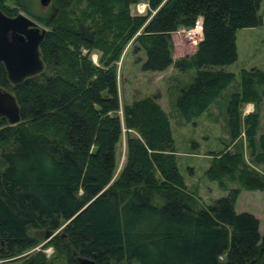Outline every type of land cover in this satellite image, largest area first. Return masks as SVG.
<instances>
[{
	"label": "trees",
	"instance_id": "1",
	"mask_svg": "<svg viewBox=\"0 0 264 264\" xmlns=\"http://www.w3.org/2000/svg\"><path fill=\"white\" fill-rule=\"evenodd\" d=\"M8 1L0 0L6 14L21 9L47 30L40 72L11 83L0 61V86L20 113L14 124L0 117V264H79L77 256L94 264H264L259 219L234 209L240 187L201 205L179 170L159 96L124 103L120 115L117 84L121 53L134 39L144 70L194 68L174 97L182 118L194 120L236 78L222 65L237 59V29L263 23L261 0H146L143 13L131 11L139 0H51L42 13L33 0ZM198 16L202 38L193 53L173 58L171 33ZM238 82L226 103L228 133L235 140L243 131L263 170L225 148L211 153L205 174L222 188L236 181L264 190V69L241 68ZM244 102L254 109L242 116ZM32 231L56 232L45 244L50 256L26 252L40 242Z\"/></svg>",
	"mask_w": 264,
	"mask_h": 264
},
{
	"label": "rangeland",
	"instance_id": "2",
	"mask_svg": "<svg viewBox=\"0 0 264 264\" xmlns=\"http://www.w3.org/2000/svg\"><path fill=\"white\" fill-rule=\"evenodd\" d=\"M7 3L10 6H16L11 0ZM49 4L43 6L39 0H33L31 9L36 13H42L48 9ZM146 7V0H139L138 3L131 5V11L143 13ZM18 11L22 10L19 9ZM259 12L262 15L263 23L257 26L237 29V59L232 63L222 65L224 69L233 71L236 74V78L222 90L215 101L210 104L208 110L194 120H184L174 105L177 87L191 80L194 74V68L180 71L170 66L163 71L144 70L141 68V62L145 55L143 51L137 53L133 51L134 39H131L125 45L121 53L117 68V84L121 107L119 110L120 115L122 114V106L124 103H129L135 98L147 95L157 94L159 96L158 101L167 113L171 123L179 170L184 177L187 188L195 193L201 205H207L214 199L227 195L229 192L228 188L240 187L234 201V209L237 212L248 211L257 216L259 219V231L263 233L264 190L246 189L239 186L236 181H227V187L222 188L217 185L215 180L208 179L205 174V170L211 162V153L224 150L225 148L231 151L241 152L243 160L249 168H255L261 172L263 170L262 164L255 163L252 160L243 131H241V136L238 139L232 140L229 136L226 123V103L231 92L239 89L238 80L241 68L258 67L264 69V0H261ZM37 22L39 26L45 27L39 21ZM171 39L173 58L183 57L193 53V48L196 45L191 44L183 36L181 31H173L171 33ZM91 57L93 60H96V53H92ZM138 57L141 60H138ZM219 67L221 66L214 65V68ZM253 109V102H244L240 105L242 116ZM132 132L135 133L134 131ZM263 132L264 98L260 102V119L257 137ZM124 154L125 133L123 131L121 139L116 145V172L119 171L123 164ZM32 232L39 237L40 242L26 252L42 249L47 256H50L53 252V247L45 244L56 232L52 234H49L48 231ZM128 264L139 263L130 261Z\"/></svg>",
	"mask_w": 264,
	"mask_h": 264
},
{
	"label": "water",
	"instance_id": "3",
	"mask_svg": "<svg viewBox=\"0 0 264 264\" xmlns=\"http://www.w3.org/2000/svg\"><path fill=\"white\" fill-rule=\"evenodd\" d=\"M50 1L39 0L43 6ZM46 30L23 11L9 15L0 9V61L3 62L11 83L21 82L42 70L43 60L39 46ZM2 116L10 124L20 120L19 106L14 94L0 86V117ZM76 259L79 264L95 263L91 257L77 256Z\"/></svg>",
	"mask_w": 264,
	"mask_h": 264
},
{
	"label": "built area",
	"instance_id": "4",
	"mask_svg": "<svg viewBox=\"0 0 264 264\" xmlns=\"http://www.w3.org/2000/svg\"><path fill=\"white\" fill-rule=\"evenodd\" d=\"M181 31L183 36L193 45H196L197 42L202 38V16H198L195 22L188 27H181L177 29V32Z\"/></svg>",
	"mask_w": 264,
	"mask_h": 264
},
{
	"label": "crops",
	"instance_id": "5",
	"mask_svg": "<svg viewBox=\"0 0 264 264\" xmlns=\"http://www.w3.org/2000/svg\"><path fill=\"white\" fill-rule=\"evenodd\" d=\"M196 46H194L193 50L195 49Z\"/></svg>",
	"mask_w": 264,
	"mask_h": 264
}]
</instances>
